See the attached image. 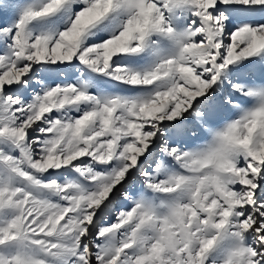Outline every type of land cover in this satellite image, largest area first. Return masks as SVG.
Returning a JSON list of instances; mask_svg holds the SVG:
<instances>
[{"label":"snow or ice","instance_id":"1","mask_svg":"<svg viewBox=\"0 0 264 264\" xmlns=\"http://www.w3.org/2000/svg\"><path fill=\"white\" fill-rule=\"evenodd\" d=\"M261 114L264 0H0V264H264Z\"/></svg>","mask_w":264,"mask_h":264},{"label":"rangeland","instance_id":"2","mask_svg":"<svg viewBox=\"0 0 264 264\" xmlns=\"http://www.w3.org/2000/svg\"><path fill=\"white\" fill-rule=\"evenodd\" d=\"M31 3L36 7H41L43 4L47 3V0H31ZM55 15H56V17H58L57 24L59 27V31H63L65 26L70 24L71 21L68 19V17L66 15H63V9ZM128 16H129V13H127L126 11H124L122 9H117L113 13L110 14V16L108 17V20L111 21L113 19H119L121 22H123L128 18ZM45 19L50 20L52 18L50 17V18H45ZM189 19H191V17H189ZM33 23L35 24V22H33ZM49 27H50V25L48 23H39V24H35V27L33 30L36 34H41V33L48 32ZM116 31H119V28H117ZM58 34L59 33L57 32L56 35L58 36ZM110 35H111L110 31H103V32L97 33L96 36L90 37V39L97 40V42H99L100 37L107 39V37H109ZM152 39L153 40H160L166 49L170 50L173 53L175 52V50H176L175 45L171 41H168L166 39H162V38L157 37V36H153ZM122 62L127 63L128 65L135 67V68H138V69H147L152 64V58L147 56L144 53H141L138 55H130V56H128V58L126 60H124ZM67 72L69 74L70 79L74 78L75 74L71 68H68ZM97 82L100 84L101 87L106 88L108 91L117 92L120 95H124V96H136L138 94L146 93L150 90V88H148V87H135V88H133V87H130L128 85H122V84H119L118 82H116L114 80L108 79L107 77L101 78ZM244 103H245V106H251L252 101L248 98H245ZM75 114L76 113H74V115ZM258 127H260V126L257 125L254 128V130ZM208 167H209L208 164H204L201 166L200 170L203 171L205 168H208ZM61 171H63V169H61ZM152 195H154V194L149 192V196H152ZM156 195L158 196V199L156 200V203L158 205L160 204V200L168 199L166 204L162 205V207H166L168 203H174L175 202L176 198H172V197H174L177 194H171V196H169L167 194H156ZM161 211H163V209H161ZM229 243L230 242H223L217 246V248L211 254L209 264H224V260L226 257V250L229 247Z\"/></svg>","mask_w":264,"mask_h":264},{"label":"clouds","instance_id":"3","mask_svg":"<svg viewBox=\"0 0 264 264\" xmlns=\"http://www.w3.org/2000/svg\"><path fill=\"white\" fill-rule=\"evenodd\" d=\"M259 125L260 127L264 128V114H261L256 121L253 122V127L250 129V132L254 130V128ZM246 142V141H245Z\"/></svg>","mask_w":264,"mask_h":264}]
</instances>
